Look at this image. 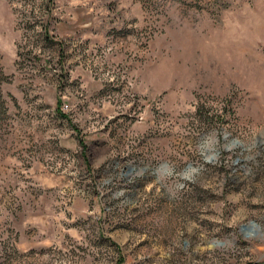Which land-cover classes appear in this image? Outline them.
<instances>
[{
  "label": "rangeland",
  "instance_id": "rangeland-1",
  "mask_svg": "<svg viewBox=\"0 0 264 264\" xmlns=\"http://www.w3.org/2000/svg\"><path fill=\"white\" fill-rule=\"evenodd\" d=\"M0 264H264V0H0Z\"/></svg>",
  "mask_w": 264,
  "mask_h": 264
}]
</instances>
